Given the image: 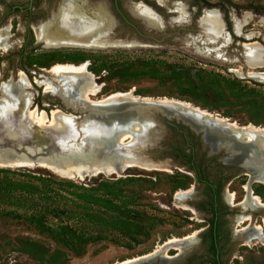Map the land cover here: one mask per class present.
Listing matches in <instances>:
<instances>
[{"label": "rangeland", "instance_id": "374dc122", "mask_svg": "<svg viewBox=\"0 0 264 264\" xmlns=\"http://www.w3.org/2000/svg\"><path fill=\"white\" fill-rule=\"evenodd\" d=\"M61 1L0 0V97L10 88L17 101H29L28 108L36 112L21 127L19 108L10 111L25 136L20 146L30 148V156L61 158L70 167L83 159L108 162L112 170L77 173L71 168L75 176L69 178L40 163L14 168L48 172L85 185L103 183L113 194L106 196V205L115 206L122 220L130 217L131 224L120 223L113 237L79 244L74 236L59 242L34 222L0 216V264H116L185 236L191 237L175 245L179 250L168 249L169 255L178 252L177 256L138 264L198 263L205 255L200 239L212 202L208 185L190 169L185 158L190 154L202 178L221 183L218 209L225 212L224 263L264 264V216L260 207L238 204L246 186L264 202V182L211 154L199 134L174 119L155 114L151 123L134 118L130 128L125 123L123 129L105 131L100 116L92 123L104 130L99 131L85 121L88 110L73 109L129 91L141 99L134 102H183L238 127L264 128V0H76L86 20L104 23L99 18L104 15L111 21L105 34L110 44L93 47L48 44L76 41L51 31L62 17ZM136 4L153 16L139 12ZM211 13L218 24L207 20ZM255 45L262 50L263 61L251 65L247 49ZM81 63L89 84L97 88L89 95L93 102L80 96V81L48 73L55 64ZM105 109L114 115L123 112L113 106ZM147 133L158 139L135 152L144 163L123 158L121 148L138 143ZM227 192L232 193L233 204L226 201ZM254 225L261 229L249 237L247 228Z\"/></svg>", "mask_w": 264, "mask_h": 264}, {"label": "bare ground", "instance_id": "6f19581e", "mask_svg": "<svg viewBox=\"0 0 264 264\" xmlns=\"http://www.w3.org/2000/svg\"><path fill=\"white\" fill-rule=\"evenodd\" d=\"M60 6H61V10H62V11L60 10L62 17H60V19L58 20L57 27L53 28V29L51 28V31H53L56 36H61V37L68 36V37H70L76 41H72V40H70V41H56V42H51L48 44H50V45L56 44V45H66V46H80V47H90V46L93 47L94 45H99V44H105V45L110 44L109 42L106 41L107 39L105 38V34H106L107 29H109L111 26V21L106 16H104V15H101L100 17L98 16L104 23L99 21V19H97L98 21H96V22L95 21L91 22L89 20H86L81 15V10H80L81 8L76 5V0H62L60 3ZM63 8H66V9L64 10ZM136 8L141 13H144V14L146 13L149 16L152 15L151 12L147 8H145L144 6H142L140 4H136ZM207 20L212 22L214 25L218 24V19H217V16L215 13H211L207 17ZM109 21H110V25H107L109 23ZM102 26L104 27L103 29H102ZM52 43H54V44H52ZM247 54H248L249 63L251 65H256V64L262 63V61H263L262 50L257 45L250 46L247 49ZM48 73L53 75L54 77H57V78L64 77L66 79H68V78L72 79L73 80L72 83L74 81H77V80L80 81L78 83V84H80L78 86L80 96L83 97L88 102H93V100H91L89 98V95L94 94L97 91V88H95L89 84V82H88L89 78L87 77L88 75L86 74L84 63H81L79 65L55 64L48 69ZM253 74H254V72H253ZM261 74H258L257 76H259V75L264 76V74H262V75ZM90 79H92V78H90ZM17 86H19V85H17ZM47 86H49V85H47ZM7 90H8L7 93L3 90L5 92V94H2L3 96L1 95L2 97H0V165L1 166H9V167L30 166V165H33L35 163H38V164L40 163V164L48 165V166L54 168L55 171H57L55 173L60 174L62 176H66V177H73L72 175H74V174L71 175V173L69 172L71 168H73L74 171L77 173H87L89 171L98 172L104 168L112 170V167L110 164H108V162H104V163L97 162L96 163V162L91 161V163H87V162H83V160H84L83 159L82 163L80 162L81 164L80 163L75 164V162H74L75 165H71L73 167H70V166H68V164L67 165L63 164V162H62L63 159H61V158L43 157V156H36V155L30 156L31 149L20 146V143H21V141H23L25 136L20 133L22 131V128H20V127L18 128L16 126V122H17L16 120H18V119L20 120V126L22 127L26 121V118H28L29 120H32L30 117V114L34 113V110H31L30 108H28V106H30L29 101H24V100L17 101L15 99V94L12 92V90L10 88ZM119 97H125L131 101L141 100L138 97L133 96L131 94V92L128 91V92H124V93H117V94H113L110 96H106L104 98L95 100L94 102L102 103L109 98H119ZM144 100H146V99H144ZM159 101L164 102V103H170V104L185 105L186 107H189V105L187 103H183V102L175 103L174 101H171V100H159ZM113 107H117L118 109H120L122 111L128 110V109H124L122 106L116 105ZM12 108L13 109L19 108V110L21 112L18 119H16V120H13L12 117L10 116V111ZM192 110L197 111V112H199L203 115L209 116V117H215L219 121H223V122L227 123L228 125L233 127L235 130H238V132H240L242 135H246V137L249 140H252L253 142L258 143L260 146L264 147V128H257V127H253V126L238 127L236 125V123L227 122V120L223 119L222 117H218L217 115H213L209 112H206V111H203V110H200L197 108H194ZM40 114L42 115L43 112H41ZM37 118L39 119L40 117H37ZM42 118H44V117H42ZM19 120H18V122H19ZM39 121H40V119H39ZM42 122H43V120L41 121V123ZM49 123L51 125V122H49ZM53 126H55V125H53ZM122 135H123V133H122ZM124 135H125V133H124ZM259 135L263 136V137H259ZM125 137L126 136H124V138ZM232 148L236 149L235 151H237L241 155V157H240L241 160L238 159V161L241 162V164H243L247 168V170L251 174L252 178L255 181L264 182V150H258L255 148L245 149V148L237 147L235 145H232ZM27 152H30V154ZM52 156H54V155H52ZM124 157L130 158V156H125L123 154V158ZM69 161H71V160H69ZM125 163L126 164L129 163V161L126 160ZM138 163L143 164L144 162H138ZM96 172H94V173H96ZM244 188H245L246 193H245L244 198L238 203L239 205H241L243 207L251 208V209L264 207V202H262L252 192V190L249 188V186H246ZM188 192H189V190L183 191V193H188ZM176 195L179 196L181 194L178 192ZM225 199L227 202H229V204L234 203L232 193L227 192ZM263 225H264V220H263ZM246 227L247 226H244L242 229H246ZM260 229H261L260 225H254L253 229L247 228L248 236L249 237H251V236L255 237L254 232L258 231ZM190 237L191 236H185L183 238H175V237L170 238L167 241H165L164 243L157 245L156 248H154L152 251H150L146 254H143V255L137 256V257H133L130 259H126L124 261L117 262L116 264H138V263H141L143 261L154 260L158 256H161L162 258H167V259L175 257L178 255V252L174 255H169L168 249L174 248V249L179 250V247H177L175 245L177 243L182 242L183 240H185L187 238H190ZM166 247H168V248L166 249Z\"/></svg>", "mask_w": 264, "mask_h": 264}, {"label": "trees", "instance_id": "16d2710c", "mask_svg": "<svg viewBox=\"0 0 264 264\" xmlns=\"http://www.w3.org/2000/svg\"><path fill=\"white\" fill-rule=\"evenodd\" d=\"M185 158L196 179L208 185L211 197L217 196L221 183L202 178L192 154ZM109 195L103 183L85 185L48 172L0 167V216L34 222L59 242L71 235L85 244L113 237L122 222L131 224L130 217L122 220L115 206L106 205Z\"/></svg>", "mask_w": 264, "mask_h": 264}, {"label": "water", "instance_id": "95a60500", "mask_svg": "<svg viewBox=\"0 0 264 264\" xmlns=\"http://www.w3.org/2000/svg\"><path fill=\"white\" fill-rule=\"evenodd\" d=\"M121 43L125 44L123 40ZM116 105L122 106L124 109L128 110L118 113L119 115H114L111 111L105 109L106 106ZM73 109L79 111L88 110V113L85 116V121H88L91 126L95 127L99 131H110L112 129H115L116 127L123 129V127H125V123L129 125L128 127L130 128V125L134 118L137 121H141V123H151L154 119L153 115L155 114H158L160 117L166 119H174L175 121L181 122L185 126L189 127L192 131L199 134L202 143L208 147V150L211 154L222 156L224 162L236 165L237 167L242 168L247 172L248 170L246 169V167L238 161V159L241 160V155L237 151H235L236 149L232 148V145L245 149L255 148L258 150H264L263 146H260L258 143L249 140L246 135H242L240 132H238V130H235L233 127L223 121H219L215 117L203 115L197 111L192 110V108L186 107L185 105L160 102L159 99H152V101L134 102L128 100L125 97L109 98L105 100L104 103H97L92 107L83 105L81 107ZM99 111H102V115L98 113ZM97 117L102 118L101 121H104V130H102L101 127L96 126L97 124H92L93 122H95V120H97L95 119ZM259 137L263 136L259 135ZM157 139L158 138L156 134L147 133L146 135H144V137H141L138 140V143L122 147V153L125 156H130V158L135 161L144 162V158L138 154H135V152L141 151L143 148H148L149 146L155 144L157 142ZM54 146H50V148L49 146H47V148H49V150L55 149ZM258 211L262 214L263 218L264 207H260Z\"/></svg>", "mask_w": 264, "mask_h": 264}, {"label": "flooded vegetation", "instance_id": "af4514ba", "mask_svg": "<svg viewBox=\"0 0 264 264\" xmlns=\"http://www.w3.org/2000/svg\"><path fill=\"white\" fill-rule=\"evenodd\" d=\"M219 196L211 197L212 208L207 218L200 245L205 255L203 260L193 264H225L222 258L223 246L226 245V235L222 225V215L225 213L218 209ZM198 239V238H197ZM198 240L195 241L197 244ZM174 249V248H172Z\"/></svg>", "mask_w": 264, "mask_h": 264}]
</instances>
